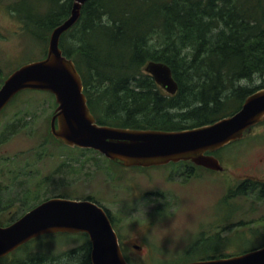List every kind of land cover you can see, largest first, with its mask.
<instances>
[{"label":"rangeland","instance_id":"1","mask_svg":"<svg viewBox=\"0 0 264 264\" xmlns=\"http://www.w3.org/2000/svg\"><path fill=\"white\" fill-rule=\"evenodd\" d=\"M13 2L18 17L31 14L43 19L48 14V0H0V84L4 75L43 53L23 32V22L11 9ZM54 109L50 94L26 91L0 116V132L7 125L13 131L0 145L3 225L47 198L63 196L90 198L104 207L116 222L125 254L135 264H180L202 233L222 242L218 255H237L262 243L254 234L264 232V200L257 197L254 185L258 179L264 182V123L219 152L223 173L197 171L187 179L182 174L185 167L126 169L96 152L56 143L49 136ZM245 178L254 188L241 198L233 192ZM229 189L233 192L226 198ZM116 203L121 211L113 207ZM139 203L144 205L143 215L136 214ZM82 245L80 237L62 235L27 249L32 255L60 256L55 263L34 256L37 264H73L68 257L75 259ZM27 249L10 257L23 258ZM203 251L198 249L191 258L201 257Z\"/></svg>","mask_w":264,"mask_h":264},{"label":"trees","instance_id":"2","mask_svg":"<svg viewBox=\"0 0 264 264\" xmlns=\"http://www.w3.org/2000/svg\"><path fill=\"white\" fill-rule=\"evenodd\" d=\"M48 3L43 19L19 17L30 39L44 48L49 33L69 16L73 0ZM60 48L74 60L99 124L161 131L205 126L237 111L246 97L264 88V0H87L77 24L61 37ZM148 62L170 67L178 86L174 95L145 73ZM11 134L0 132V145ZM246 185L240 184L237 192L245 194ZM254 186L264 199V183ZM76 237L85 245L74 257L91 264L87 236ZM259 238L263 245L257 247H262L264 232ZM214 241L201 259L221 251ZM27 250L23 258L5 257L0 264H37L34 256L55 263L60 257Z\"/></svg>","mask_w":264,"mask_h":264},{"label":"water","instance_id":"3","mask_svg":"<svg viewBox=\"0 0 264 264\" xmlns=\"http://www.w3.org/2000/svg\"><path fill=\"white\" fill-rule=\"evenodd\" d=\"M87 0H74L70 16L50 34L46 58L14 71L0 89V112L23 90L54 95L57 108L50 132L68 147L93 149L126 168H150L187 161L221 171L218 159L207 152L241 139L253 126L264 122V89L248 96L235 114L210 125L183 131L133 130L96 124L80 75L71 59L62 55L59 40L80 18ZM145 71L167 92L177 84L170 68L157 62ZM86 234L91 264H128L106 211L91 200L54 197L41 202L9 226H0V258L42 237ZM183 264H264V246L240 255Z\"/></svg>","mask_w":264,"mask_h":264},{"label":"clouds","instance_id":"4","mask_svg":"<svg viewBox=\"0 0 264 264\" xmlns=\"http://www.w3.org/2000/svg\"><path fill=\"white\" fill-rule=\"evenodd\" d=\"M113 207H114L117 211H121V207H120L119 203L114 204ZM135 211H136V214H138V215H143V214H144V211H145L143 203H139V204H137V205H136V209H135ZM73 264H83V260H82V258L73 261Z\"/></svg>","mask_w":264,"mask_h":264},{"label":"flooded vegetation","instance_id":"5","mask_svg":"<svg viewBox=\"0 0 264 264\" xmlns=\"http://www.w3.org/2000/svg\"><path fill=\"white\" fill-rule=\"evenodd\" d=\"M111 218V217H110ZM113 225H114V223H112ZM218 226H217V228L220 230L221 228H222V224H221V221H218V224H217ZM114 227H115V225H114ZM209 236V235H208ZM210 239H211V237L209 236L207 239H206V241L210 244ZM201 245H206V242L204 241V242H201L200 243ZM135 247H137V246H135Z\"/></svg>","mask_w":264,"mask_h":264}]
</instances>
